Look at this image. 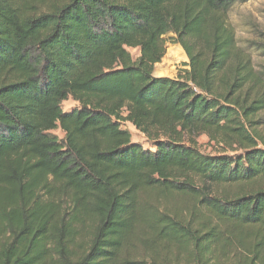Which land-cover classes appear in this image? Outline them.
I'll use <instances>...</instances> for the list:
<instances>
[{"label":"trees","instance_id":"obj_1","mask_svg":"<svg viewBox=\"0 0 264 264\" xmlns=\"http://www.w3.org/2000/svg\"><path fill=\"white\" fill-rule=\"evenodd\" d=\"M236 1L0 0V264H264V69ZM167 44L187 69L156 78Z\"/></svg>","mask_w":264,"mask_h":264},{"label":"rangeland","instance_id":"obj_2","mask_svg":"<svg viewBox=\"0 0 264 264\" xmlns=\"http://www.w3.org/2000/svg\"><path fill=\"white\" fill-rule=\"evenodd\" d=\"M229 23L235 30L237 45L247 52L252 59L255 70L264 69V0H248L246 2L236 1L229 11ZM133 59L138 57L137 49H127ZM187 57L179 45H166V53L161 62L156 64L152 75L156 78L174 79L178 74L187 69L185 64ZM78 108V103L71 98L61 104L63 112H70ZM264 123V114L261 115ZM121 128L125 129L131 135V141L139 144L142 149L154 151L152 146L147 143L143 135L138 133L129 123H122ZM264 133V126L259 127ZM57 139L62 140L64 134L60 129L50 132ZM199 149L207 155H215L225 151L231 154V150L210 142L206 137L201 136L197 139ZM260 146V144H259ZM234 153V152H233Z\"/></svg>","mask_w":264,"mask_h":264}]
</instances>
